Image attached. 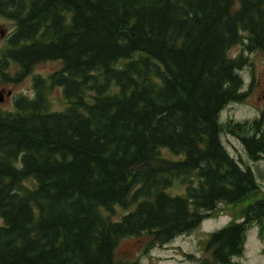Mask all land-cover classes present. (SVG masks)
Listing matches in <instances>:
<instances>
[{"label": "trees", "instance_id": "1", "mask_svg": "<svg viewBox=\"0 0 264 264\" xmlns=\"http://www.w3.org/2000/svg\"><path fill=\"white\" fill-rule=\"evenodd\" d=\"M0 14L15 25L1 81L62 63L0 109V264H122L124 238L165 244L221 203L237 211L200 264H237L247 230L262 233L264 190L222 134L264 159L263 119L220 114L249 94L250 58L230 50L264 51V0H0ZM118 206L129 210L115 219Z\"/></svg>", "mask_w": 264, "mask_h": 264}, {"label": "rangeland", "instance_id": "2", "mask_svg": "<svg viewBox=\"0 0 264 264\" xmlns=\"http://www.w3.org/2000/svg\"><path fill=\"white\" fill-rule=\"evenodd\" d=\"M14 23L0 14V49L7 47V40L13 31ZM241 52L250 58L249 65L244 66L240 73L244 80V87L249 94L243 101L228 104L221 112L220 118L223 123L232 120L233 122H252L261 120L260 129L264 132V51H244L242 44L231 48L230 54L237 56ZM62 66L61 61H47L35 66L33 72L19 82H3L0 79V92L3 100L0 101L1 110H10L14 107V99L19 95L34 96L35 90L33 79L36 75L44 77L57 71ZM17 67L11 66L8 70L13 75ZM8 92H11L8 94ZM1 97V95H0ZM50 98L54 109H62L65 106L62 88L55 87ZM1 100V99H0ZM222 140L229 153L237 159L244 167H250L264 190V159L253 160L247 152L242 140L231 133L223 132ZM184 155L172 153L170 149H162V157L166 159H179ZM183 187L176 185L170 189V193H181ZM219 211L212 217L206 218L202 223L189 231L180 234L165 244H151L148 235L133 236L121 240L117 251V259L122 264H200V261L207 257L204 250V242L212 231H216L227 225L237 211L231 205L221 203ZM129 209L118 206L113 213L114 218L122 217ZM237 264H264V225L262 233L258 224L247 230V240L244 251L235 257Z\"/></svg>", "mask_w": 264, "mask_h": 264}, {"label": "water", "instance_id": "3", "mask_svg": "<svg viewBox=\"0 0 264 264\" xmlns=\"http://www.w3.org/2000/svg\"><path fill=\"white\" fill-rule=\"evenodd\" d=\"M11 92H8V94H10ZM0 95H1V97H0V101H2L3 100V96H2V92H0Z\"/></svg>", "mask_w": 264, "mask_h": 264}]
</instances>
